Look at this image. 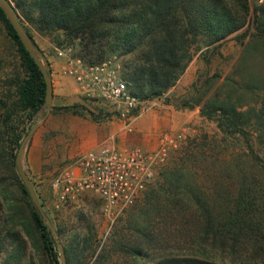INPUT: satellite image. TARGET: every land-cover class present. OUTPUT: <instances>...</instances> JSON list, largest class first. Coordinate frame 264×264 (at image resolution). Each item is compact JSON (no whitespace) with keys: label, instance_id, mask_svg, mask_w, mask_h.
<instances>
[{"label":"trees","instance_id":"trees-1","mask_svg":"<svg viewBox=\"0 0 264 264\" xmlns=\"http://www.w3.org/2000/svg\"><path fill=\"white\" fill-rule=\"evenodd\" d=\"M9 1L25 30L27 23L39 33L59 32L60 43H75V55L86 64L118 58L130 94L144 101L163 96L196 53L202 48H216L247 23L251 10L249 0ZM0 21L16 46L25 73L13 80L12 112L0 118L3 136L16 110L30 119L43 108L46 92L41 71L1 8ZM250 25L254 31L243 43L232 71L215 91L208 94L211 81L220 77L218 74L202 81L201 86L206 89H197L200 99H184L179 107L199 105L200 114L215 120L225 136L239 135L247 143L252 135L253 139L257 137L258 152L250 146L252 169L243 165L237 170L239 181L234 188L213 180L207 191L197 193L195 178L189 179L192 186L181 173L188 162L206 158L205 142L192 140L186 156L179 161L181 165L165 167L159 173L163 183L146 191L141 209L143 220L134 230L138 238L126 241L129 245L120 243L134 257L140 254L143 244L146 250L152 246L162 250L156 261L145 264H264V0L254 6ZM27 35L33 43L31 34ZM245 36L244 33L237 38L243 42ZM193 86H197V81ZM55 109L89 115L94 120L101 114L81 104ZM10 128L18 149L21 132L17 133L15 126ZM18 183L28 210L15 199L9 202L7 226L21 224L29 235L37 234L53 262L56 246L51 232L22 181ZM0 197L7 200L6 192L0 191ZM63 256L66 264H80L78 244L71 242L64 247ZM102 257L97 256L92 264H100Z\"/></svg>","mask_w":264,"mask_h":264},{"label":"rangeland","instance_id":"rangeland-1","mask_svg":"<svg viewBox=\"0 0 264 264\" xmlns=\"http://www.w3.org/2000/svg\"><path fill=\"white\" fill-rule=\"evenodd\" d=\"M249 1L251 10L247 23L222 40L216 48L213 46H210L208 50L202 48V52L200 50L194 55L170 92H166L160 98L148 100L140 112L148 113L147 111L153 110L155 117H157L156 121H159L155 132L143 140L146 145H153V140L157 143L159 135L164 131H175L184 125H190L193 129L191 132H186V138L178 144L176 149L171 150L167 163L161 170L165 167H174L175 164L181 165L179 161L186 156L185 152L192 140L199 139L205 142L206 158L203 161L198 159L195 163L188 162L181 170V173L188 178L190 185L193 186V182L189 179L195 178L197 193L203 194L204 191H207V188L213 184V180L234 188L239 181L237 170L243 168V165L247 169H252L253 151H251L250 146L255 152L259 150L257 137L253 139L252 135L249 137L251 141L247 143L245 138L239 135L227 134L225 136L218 128L215 120L207 119L200 114L199 105L193 107L196 110V116L192 115L187 118L182 111L185 108L179 107L184 99H190L193 96L200 99V94L196 93L197 89L201 91L202 81L208 78H216L215 74L220 75L211 81L212 85L210 84L208 90V94H211L222 79L232 71L239 59L243 43L254 31L253 26L250 25L253 8L263 0ZM24 25L28 30H25L26 33L28 32L32 36L35 52L43 60L48 70L50 68L46 59V52H56V55L59 56L57 54L58 49L71 47L72 50L68 54L76 56L77 47L75 43L70 45L60 43L61 35L59 32L43 34L30 24L24 23ZM244 33L246 36L241 42L237 37ZM117 60L119 59L117 58ZM24 74L16 46L0 21V118H3L5 113L12 112V102L15 99L14 84L12 83L16 77H23ZM196 81L197 86L195 87L193 83ZM203 89L206 88L203 87ZM89 100L93 101L92 99ZM2 102H5L8 107L4 106ZM98 107L102 109V105L99 104ZM98 107L97 110L100 112L101 109ZM61 112L51 106L47 116L24 142L21 155L23 169L33 186L43 213L56 233L54 236L52 229L48 227L56 246V259L51 261L42 243L38 240L37 234L29 235L21 224L7 226L6 223L7 204L14 199L20 205H25V210H28L19 188L18 181L21 179L15 165V155L18 149H15L12 128L10 127L15 126L17 133L21 132L20 141L22 143L32 125L45 113L44 109L41 108L32 118L28 119L23 112L16 110V113L10 116L8 121L10 127L7 132L3 136L0 135V191H5L7 194V200L0 197V264H61L62 262L66 264L63 249L71 242L78 244L80 264H92L99 255L103 256L100 259V264H145L148 260L156 261L159 253L162 252L161 249L157 250L152 246L146 250V246L143 244L140 254L134 257L133 254L123 250L120 243L138 238L134 230L143 220L141 215L143 197L148 189L163 183V177L158 174L154 182L140 194L134 203L116 215H107L103 210L101 198L90 190L81 192L72 200L60 201L53 192L50 181L68 161L61 160L62 144L59 143L57 137L59 131L51 129L45 131L43 135L40 134V131L47 124L56 122L55 118ZM110 119L119 120L122 130L127 135L133 133L132 130H127L126 122L117 114L114 113ZM167 120H170L169 123H165ZM172 121L177 123L176 127L171 126ZM24 129L26 132H23ZM210 146L213 148L210 149ZM36 149H38L37 153H35ZM70 264L76 263L73 261Z\"/></svg>","mask_w":264,"mask_h":264},{"label":"built area","instance_id":"built-area-1","mask_svg":"<svg viewBox=\"0 0 264 264\" xmlns=\"http://www.w3.org/2000/svg\"><path fill=\"white\" fill-rule=\"evenodd\" d=\"M70 50L71 47H65L57 51L59 56L66 57L62 71L74 79L85 99L102 105L100 115L103 119H110L115 113L124 119L125 127L131 131L132 120L147 101L130 94L127 81L121 76L120 61L112 56L90 65L69 55ZM192 130L190 125H184L175 131H164L152 149L120 148L103 143L76 155L61 167L50 181L52 190L60 201L72 200L90 190L101 198L107 215L119 214L154 182L171 150L176 149L186 138V132Z\"/></svg>","mask_w":264,"mask_h":264},{"label":"crops","instance_id":"crops-1","mask_svg":"<svg viewBox=\"0 0 264 264\" xmlns=\"http://www.w3.org/2000/svg\"><path fill=\"white\" fill-rule=\"evenodd\" d=\"M65 57L57 56L56 52H46V59L49 62V71L53 86L52 108L65 105L81 104L85 105L94 113H98L97 107L99 104L96 101H90L80 93L74 79L65 74L62 69L65 65ZM179 80V79H178ZM178 82V81H177ZM173 85L172 87H174ZM170 87L167 91L170 92ZM151 101V100H150ZM101 107H98V109ZM102 111V109H101ZM186 115L185 118L196 116L195 109H182ZM148 113H139L132 120L133 133L127 135L122 130L119 120L103 119L101 115L98 120L92 119L89 115H78L68 112H61L52 122L43 127L40 134L47 130L57 129L59 131L58 141L62 145L61 160H72L76 155L91 150L103 143L115 144L120 148L131 147L133 145L142 149H152L156 145V141L152 142L153 145L143 141L146 136L155 132L159 121H156L153 110L147 111ZM174 114V113H173ZM184 118V119H185ZM167 120L165 123H169ZM172 127H176L177 123L172 121ZM116 137V140H115ZM143 137V138H142ZM36 149L35 153H37ZM67 162V163H68Z\"/></svg>","mask_w":264,"mask_h":264},{"label":"water","instance_id":"water-1","mask_svg":"<svg viewBox=\"0 0 264 264\" xmlns=\"http://www.w3.org/2000/svg\"><path fill=\"white\" fill-rule=\"evenodd\" d=\"M0 8L5 13L7 19L9 20L10 24L12 25L13 29L15 30L16 34L18 35L20 41L24 45L25 49L28 51L29 55L32 57L36 65L38 66L39 70L42 73L44 82H45V102L43 109L45 111L44 115L36 120V122L32 125L31 129L26 133L25 137L23 138L22 143L20 144L16 156H15V165L17 168V172L19 174V177L22 181V183L25 186V189L30 196V199L32 203L40 209L41 215L43 220L45 221V224L52 229L51 223L47 220L45 214L43 213L40 203L38 201L37 195L33 189V186L27 177L25 170L23 169V166L21 164V155L23 151V144L26 141V139L30 136V134L34 131L36 126L47 116L49 113L51 106H52V98H53V88H52V81L50 78V73L45 64L43 63V60L37 55V53L34 50L33 44L28 37L24 27L22 26L17 12L15 11V8L13 4L9 0H0ZM52 232L54 236H56L55 231L52 229ZM61 264H64L63 262Z\"/></svg>","mask_w":264,"mask_h":264}]
</instances>
